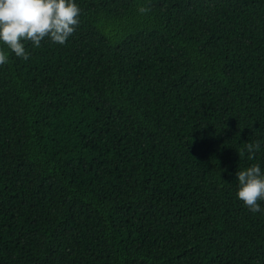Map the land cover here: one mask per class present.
<instances>
[{
    "label": "trees",
    "instance_id": "1",
    "mask_svg": "<svg viewBox=\"0 0 264 264\" xmlns=\"http://www.w3.org/2000/svg\"><path fill=\"white\" fill-rule=\"evenodd\" d=\"M76 3L65 44L0 45V264H264L237 195L264 171V0Z\"/></svg>",
    "mask_w": 264,
    "mask_h": 264
},
{
    "label": "clouds",
    "instance_id": "2",
    "mask_svg": "<svg viewBox=\"0 0 264 264\" xmlns=\"http://www.w3.org/2000/svg\"><path fill=\"white\" fill-rule=\"evenodd\" d=\"M141 13L149 11L140 7ZM81 8L76 0H0V45H4L17 57L29 59L25 42L40 47L41 41L49 38L63 45L80 25ZM9 62V54L0 47V66ZM260 148L259 141L246 143L249 159H253ZM240 157L245 155L242 148ZM238 198L253 213L262 210L264 201V171L259 163L237 172Z\"/></svg>",
    "mask_w": 264,
    "mask_h": 264
}]
</instances>
